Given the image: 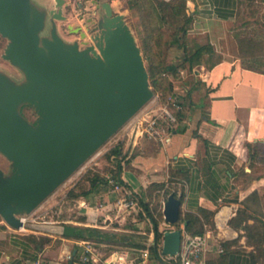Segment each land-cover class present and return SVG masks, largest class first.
Instances as JSON below:
<instances>
[{"label":"crops","instance_id":"1","mask_svg":"<svg viewBox=\"0 0 264 264\" xmlns=\"http://www.w3.org/2000/svg\"><path fill=\"white\" fill-rule=\"evenodd\" d=\"M238 3L239 0H186L194 27L210 38L220 58L212 66L203 64L194 71L198 85L192 99H187L192 95L189 89L188 93L175 89L184 113L167 143L123 140L131 159L122 177L131 190L145 200L150 187L163 184L157 190L163 193V215L165 203L174 193L182 201L181 218L194 220L192 232L203 227V233L209 235V250L215 249V243L245 203L261 201L264 205V70L242 64L232 31ZM97 197L102 198L97 205L79 198L76 205L80 217L51 225L44 233L61 241L59 246L37 251L24 241H15L11 252L0 255V263L64 264L72 260L70 255H81L83 243L89 242L92 253L88 264H165L151 255L153 225L150 218L139 217V207L120 210L117 194L108 184L102 186ZM187 223L190 222L182 220L179 224L183 236L193 235L187 231ZM67 225L101 229L106 239L65 235ZM176 227L165 220L160 222L161 231ZM147 229L148 237L144 238L141 235H146ZM218 249L221 252L223 247L218 245ZM233 255L228 264H249L247 256Z\"/></svg>","mask_w":264,"mask_h":264},{"label":"water","instance_id":"2","mask_svg":"<svg viewBox=\"0 0 264 264\" xmlns=\"http://www.w3.org/2000/svg\"><path fill=\"white\" fill-rule=\"evenodd\" d=\"M56 3L59 9L51 15L65 19V0ZM104 7L111 17L112 5ZM105 26L100 54L90 57L67 46L56 29L51 39L42 40L44 20L41 14L31 18L30 0H0V33L11 40L6 57L30 82L17 88L0 76V151L14 165L11 176L0 170V214L15 229L24 226L19 213L37 209L154 96L143 55L122 15ZM22 99L37 108V127L18 113ZM181 206L171 194L164 208L167 223L181 221ZM75 231L72 225L64 228L68 236ZM182 240V230L166 231L163 254L177 255Z\"/></svg>","mask_w":264,"mask_h":264},{"label":"rangeland","instance_id":"3","mask_svg":"<svg viewBox=\"0 0 264 264\" xmlns=\"http://www.w3.org/2000/svg\"><path fill=\"white\" fill-rule=\"evenodd\" d=\"M92 1L65 0L62 11L66 18L57 19L51 15L52 10L59 9L56 0H30L31 18L41 14L44 20V27L40 31L41 39H51L52 32L56 29L58 36L67 46H71L74 37L69 32V28L83 23L82 18L97 17L98 15L93 14L101 13V10L97 8L98 5H92ZM98 1L112 3L113 12L122 15L124 24L131 30L146 64L150 89L164 98L169 93V83H172L173 91L176 89L178 92L188 93L189 89L192 95L191 98L187 96V99H192L195 84L198 85L194 71L200 69L203 64L210 67L220 58V55L215 52L210 38L197 32L194 27V17L193 22L187 20L185 14L191 16L190 12L181 5H175L177 7L175 11L170 5H165L163 0ZM78 3L84 5H77ZM232 31L239 45L242 64L264 70V0H239ZM174 39H178L177 44L172 43ZM10 42L8 37L0 33V76L6 78L14 87L21 88L30 82L23 69L6 57ZM200 48L204 49L200 59L202 63L197 64L195 57ZM168 64L175 65L176 69L170 71L167 76L159 73ZM149 104L151 103H148L142 111L146 110ZM17 110L31 126H38L40 115L33 104L22 99ZM131 119L37 209L29 214H18L20 217H28L29 222L26 226L28 230L11 227L0 214V255H3V251L11 252L14 249V241H23L24 235L34 234L42 238L41 235H45L44 233H47L51 225H60L64 224V220L79 218L77 206L79 198L72 193L81 194L80 199L87 198L93 205L102 202V198L98 199L97 196L102 186L107 184L101 183V179L114 174L115 169L110 152L119 142L131 139L126 134ZM150 145L153 144L150 143ZM13 169V162L0 151V170L5 176H11L14 173ZM93 179H98L96 186L92 184ZM92 185L93 190H90ZM157 190L156 187H150L144 201L149 204L155 217L162 222L165 220L161 201L163 193ZM88 191L91 192L86 195ZM148 230L146 235L141 236L148 237ZM221 237L215 243V249L207 252L208 262L220 263L226 252H238L248 257L249 264H264V205L262 202L245 203L238 215L230 221V227ZM45 239V246L54 245L55 247L61 244V241L50 236ZM211 245L214 246L213 243ZM218 245L223 247V252L219 251ZM233 254L235 253H229L225 258L226 264L234 256Z\"/></svg>","mask_w":264,"mask_h":264},{"label":"built area","instance_id":"4","mask_svg":"<svg viewBox=\"0 0 264 264\" xmlns=\"http://www.w3.org/2000/svg\"><path fill=\"white\" fill-rule=\"evenodd\" d=\"M147 109H142L148 104ZM131 120L127 136L133 140L149 139L167 143L174 133L175 128L182 119L184 105L180 96L173 91L167 97L162 98L160 94H155ZM142 111V112H141ZM108 185L117 194V204L120 210H128L139 207L136 191L124 190V184L112 176H108ZM24 226L20 230L27 229L28 217L21 216ZM208 234H184L181 250L175 255H164L166 260L174 261L177 264H206V253L209 250ZM84 250L79 256V262L88 264L91 261L92 248L89 242L82 245ZM72 259L73 256L70 255Z\"/></svg>","mask_w":264,"mask_h":264},{"label":"trees","instance_id":"5","mask_svg":"<svg viewBox=\"0 0 264 264\" xmlns=\"http://www.w3.org/2000/svg\"><path fill=\"white\" fill-rule=\"evenodd\" d=\"M164 4L165 5H170L175 11H177V7L175 5H181L183 7H185V10L187 11V4H186V0H171V1H166V0H163ZM185 16L187 17V20H190L193 22V16H189L187 13L185 14ZM178 42V39H174L172 41L173 44H177ZM203 48H200L198 50V52L196 53V57H195V60H197V64H201V55L203 53ZM149 55V54H148ZM192 61V59H191ZM214 64V63H213ZM212 64V65H213ZM211 65V66H212ZM250 67V66H249ZM251 68H255V67H251ZM176 69V66L173 65V64H168L167 66H165L163 69H161V71H159V73H163L165 76H167L170 71ZM153 76H155V71H153ZM170 86H169V93H167V96L169 94H171L173 92V86H172V83H169ZM166 96V97H167ZM165 98V97H164ZM110 154L112 155V158H113V164H114V174H112L111 176L114 177L115 179L121 181L124 186H125V189L124 190H131V186L128 185L123 177H122V174L124 172V167L125 165L130 161L131 157L129 156V152L125 150V145H124V142L121 141L117 144L116 148L113 149ZM98 181V179H93L92 180V184H96V182ZM101 183L103 184H108V177H102L101 179ZM96 186V185H95ZM94 186V187H95ZM154 187L156 188H163V184H156V185H153ZM90 190H93V185L91 187ZM71 192H74V191H71ZM70 192V194H71ZM91 191H88L86 193V195H88V193H90ZM174 194V193H173ZM73 196H75L76 198H80L81 197V194H77V193H72ZM136 196H138L139 200H138V203H139V208H140V215L139 217L140 218H150L151 222H152V225H153V232H154V240L152 242V244L150 245V252H151V255H153L155 258L161 260L162 262H164L165 264H177L176 262L174 261H168V260H164L163 257H164V254L162 252L163 250V243H164V239H165V232L166 231H161L160 230V221L155 217L154 213L151 211L150 209V206L149 204L143 200L142 196L140 195V193H136L135 194ZM182 220H186V222H190V223H187L186 225V229L187 231L189 232H192L193 230V218L191 217H187L186 219H182L181 218V221ZM180 222L179 223H176V224H173V225H176L177 229H180V226H179ZM76 228V233L74 234L73 237H76L78 239H93V238H97V239H100V240H105L106 239V236H105V233H103V231L101 229H98V228H95V227H87V226H74ZM196 229L197 231H195L194 233L192 232L193 235L195 234H202L204 232V228L203 227H196L194 228ZM43 236L42 238L38 235H34V234H30V235H24L23 237V241L32 245V247H34L37 251H41L44 247H45V238H47L48 236H45V235H41ZM42 241H43V244H42ZM15 242V241H14ZM224 250H222L221 252H223ZM229 253H238V252H226L224 254V259L223 260H220V263L219 264H226L225 263V258H227L228 254ZM79 254H75L72 258L73 262H77L79 260ZM217 261H206V264H218ZM67 264H70V262H67Z\"/></svg>","mask_w":264,"mask_h":264},{"label":"flooded vegetation","instance_id":"6","mask_svg":"<svg viewBox=\"0 0 264 264\" xmlns=\"http://www.w3.org/2000/svg\"><path fill=\"white\" fill-rule=\"evenodd\" d=\"M104 3L99 2L98 0H93L92 5H98L101 13L95 12L93 15H98L97 17H87L82 18L83 23H80L77 27H70L69 32L74 37L72 40L71 47H77L80 51L86 53L87 56L95 57L96 54H100V47L105 43L103 36L106 35L104 31L106 30V22L118 15L113 12V15L110 17L104 7ZM77 5H84L78 3ZM53 16V15H52ZM54 17V16H53ZM104 18V20L102 19Z\"/></svg>","mask_w":264,"mask_h":264}]
</instances>
